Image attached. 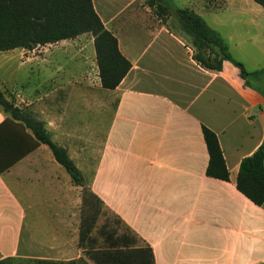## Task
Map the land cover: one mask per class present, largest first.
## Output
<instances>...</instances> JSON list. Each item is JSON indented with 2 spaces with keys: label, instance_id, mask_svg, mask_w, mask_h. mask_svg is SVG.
Returning a JSON list of instances; mask_svg holds the SVG:
<instances>
[{
  "label": "crops",
  "instance_id": "crops-1",
  "mask_svg": "<svg viewBox=\"0 0 264 264\" xmlns=\"http://www.w3.org/2000/svg\"><path fill=\"white\" fill-rule=\"evenodd\" d=\"M171 1L203 18L246 71H264L259 4ZM92 4L131 65L112 90L116 102L97 155L89 157L85 147L83 93L69 87L70 62H79L72 67L77 75L85 60L66 55L65 46L53 48L67 40L0 52V92L44 123L103 208L151 249L154 264H264V203L255 205L236 188L241 161L264 141V77L252 88L230 62L220 71L201 67L176 19L170 15L162 22L147 0ZM85 36L74 38V50L87 42L95 65L93 38ZM40 50L45 53L38 55ZM34 76L38 83L32 86ZM203 126L217 137L228 181L206 176ZM34 142L32 132L0 108V164L13 160L0 174V261L96 264L85 251L106 245L95 229L87 235L94 244L79 240L82 187L47 146Z\"/></svg>",
  "mask_w": 264,
  "mask_h": 264
},
{
  "label": "trees",
  "instance_id": "trees-1",
  "mask_svg": "<svg viewBox=\"0 0 264 264\" xmlns=\"http://www.w3.org/2000/svg\"><path fill=\"white\" fill-rule=\"evenodd\" d=\"M264 8V0H253ZM147 5L162 21L172 15L180 30L190 39L193 59L203 68L220 71L223 62H230L240 72L248 87L254 88L253 81L259 82L264 71L248 72L235 61L221 36L211 29L199 15L188 9L176 8L171 0H147ZM83 34L93 38L98 76L103 89L115 90L131 68L120 53L116 38L104 27L96 14L92 0H0V52L15 48L33 50L38 46L74 39ZM0 108L12 120L21 122L29 129L36 142L49 148L54 160L70 176L73 184L82 187L80 241L94 244L87 238L94 231L101 215L102 203L90 191L81 171L69 157L67 150L54 143L45 130L44 123L31 118L23 110L7 101L0 92ZM208 164L206 176L222 181L229 180L228 170L216 135L202 127ZM13 160L0 164V174L6 171ZM236 188L257 206L264 203V141L239 167ZM106 219L97 231L102 234L106 247L94 250L90 246L85 255L96 264H154L151 249L140 245L119 219ZM79 261L34 260L31 264H78ZM0 264H15L14 259H5Z\"/></svg>",
  "mask_w": 264,
  "mask_h": 264
},
{
  "label": "rangeland",
  "instance_id": "rangeland-1",
  "mask_svg": "<svg viewBox=\"0 0 264 264\" xmlns=\"http://www.w3.org/2000/svg\"><path fill=\"white\" fill-rule=\"evenodd\" d=\"M90 38V34H86ZM68 48L66 55L69 57H75L74 55L79 54L84 58V72H78L77 75H74L72 67L77 66L78 61L70 62L71 68V79L69 87L71 89H78L83 96L80 97V100L84 99L86 105V142L85 147L87 155L89 157H94L98 154V151L104 141L105 132L107 130L112 110L115 106L116 97L112 90H106L101 87L100 79L98 76L97 65L89 61L88 59V45L87 42L81 45V49L78 50L74 48L77 46L75 39L67 40L62 42L60 45L53 46L57 51L61 50V47ZM77 48V47H76ZM72 51V52H71ZM45 51L40 50L38 55L44 54ZM72 55V56H71ZM78 76V77H77ZM38 77L34 76L30 83L32 86L38 83ZM37 82V83H36ZM77 96H71V103H77ZM101 215L96 221L95 230L99 229L101 225L110 219L111 221H116L112 214H110L105 208L102 207ZM27 227L30 226L29 217L26 220ZM28 229V228H27ZM102 241L98 240L97 245L101 244ZM34 260H14L15 264H31Z\"/></svg>",
  "mask_w": 264,
  "mask_h": 264
}]
</instances>
